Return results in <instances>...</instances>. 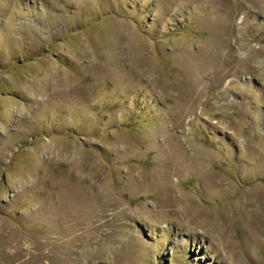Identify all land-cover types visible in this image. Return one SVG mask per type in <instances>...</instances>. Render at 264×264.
Masks as SVG:
<instances>
[{
	"label": "rangeland",
	"instance_id": "374dc122",
	"mask_svg": "<svg viewBox=\"0 0 264 264\" xmlns=\"http://www.w3.org/2000/svg\"><path fill=\"white\" fill-rule=\"evenodd\" d=\"M0 264H264V0H0Z\"/></svg>",
	"mask_w": 264,
	"mask_h": 264
}]
</instances>
